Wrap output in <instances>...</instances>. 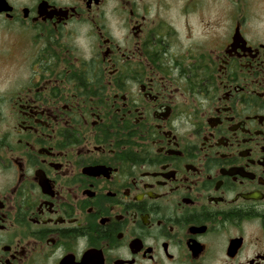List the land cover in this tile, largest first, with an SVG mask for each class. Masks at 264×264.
Here are the masks:
<instances>
[{"label": "flooded vegetation", "instance_id": "af4514ba", "mask_svg": "<svg viewBox=\"0 0 264 264\" xmlns=\"http://www.w3.org/2000/svg\"><path fill=\"white\" fill-rule=\"evenodd\" d=\"M0 47V264H264V0H0Z\"/></svg>", "mask_w": 264, "mask_h": 264}, {"label": "rangeland", "instance_id": "374dc122", "mask_svg": "<svg viewBox=\"0 0 264 264\" xmlns=\"http://www.w3.org/2000/svg\"><path fill=\"white\" fill-rule=\"evenodd\" d=\"M200 36H201V35H199V32H198L197 37H198L199 40L201 39ZM4 48H13V47H0V55H1V50H3ZM13 64H14V63H13L12 58H10V57L2 58V57L0 56V77H1L2 75H8V74H10V73H8V71L10 70L9 68H10ZM12 74H13V73H12Z\"/></svg>", "mask_w": 264, "mask_h": 264}]
</instances>
